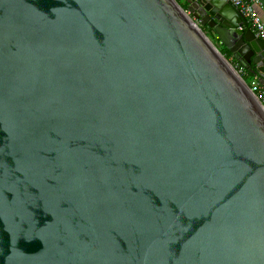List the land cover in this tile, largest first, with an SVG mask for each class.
Returning a JSON list of instances; mask_svg holds the SVG:
<instances>
[{
  "label": "water",
  "instance_id": "95a60500",
  "mask_svg": "<svg viewBox=\"0 0 264 264\" xmlns=\"http://www.w3.org/2000/svg\"><path fill=\"white\" fill-rule=\"evenodd\" d=\"M187 3L0 0V264H264V41Z\"/></svg>",
  "mask_w": 264,
  "mask_h": 264
},
{
  "label": "built area",
  "instance_id": "2783aa9c",
  "mask_svg": "<svg viewBox=\"0 0 264 264\" xmlns=\"http://www.w3.org/2000/svg\"><path fill=\"white\" fill-rule=\"evenodd\" d=\"M228 2L242 15L244 21L250 26L256 37L264 41V23L259 16L256 15L254 6L264 3V0H228ZM242 29V27H240ZM238 73L242 76L245 74L244 68L236 66ZM251 90L262 101L264 100V85L253 80L249 85Z\"/></svg>",
  "mask_w": 264,
  "mask_h": 264
},
{
  "label": "trees",
  "instance_id": "16d2710c",
  "mask_svg": "<svg viewBox=\"0 0 264 264\" xmlns=\"http://www.w3.org/2000/svg\"><path fill=\"white\" fill-rule=\"evenodd\" d=\"M177 2L182 6V8L186 9L187 8V4H186V1L185 0H177ZM203 31L207 34L208 37H210V39H212V41L214 42V44L218 47V45L215 43V39H214V36L212 35V29L210 28H206L205 26L202 28ZM217 41V40H216ZM218 42V41H217ZM221 53L227 58V59H230L231 58V55L229 53L228 50H226L224 47L222 49H220ZM232 63H234L235 65V62L232 61ZM244 72L245 74L242 75L244 81L250 85L251 82L253 81V76L251 73H249L247 70L244 69ZM248 79H250V81L248 82ZM262 103L264 104V100H262Z\"/></svg>",
  "mask_w": 264,
  "mask_h": 264
},
{
  "label": "crops",
  "instance_id": "0c3cea01",
  "mask_svg": "<svg viewBox=\"0 0 264 264\" xmlns=\"http://www.w3.org/2000/svg\"><path fill=\"white\" fill-rule=\"evenodd\" d=\"M186 4L188 5V0H185ZM254 10L257 16L260 17V19L263 21L264 23V3L260 4V5H255L254 6ZM251 30L250 26L246 24V22L243 19V24H242V30L246 31V30ZM246 70V69H245ZM250 73V72H249ZM253 75V74H252ZM253 80L258 81L256 76H253Z\"/></svg>",
  "mask_w": 264,
  "mask_h": 264
},
{
  "label": "rangeland",
  "instance_id": "374dc122",
  "mask_svg": "<svg viewBox=\"0 0 264 264\" xmlns=\"http://www.w3.org/2000/svg\"><path fill=\"white\" fill-rule=\"evenodd\" d=\"M215 41V43L218 45V48L219 49H222L223 47L216 41V40H214ZM250 81V79H248V82Z\"/></svg>",
  "mask_w": 264,
  "mask_h": 264
},
{
  "label": "flooded vegetation",
  "instance_id": "af4514ba",
  "mask_svg": "<svg viewBox=\"0 0 264 264\" xmlns=\"http://www.w3.org/2000/svg\"><path fill=\"white\" fill-rule=\"evenodd\" d=\"M206 28L208 27V26H205ZM209 28V27H208ZM212 35H213V32H212ZM230 59H232V58H230ZM232 61H234L233 59H232ZM235 62V61H234Z\"/></svg>",
  "mask_w": 264,
  "mask_h": 264
}]
</instances>
